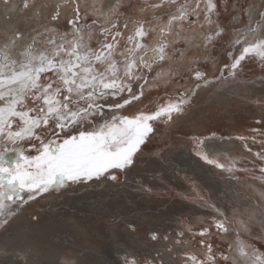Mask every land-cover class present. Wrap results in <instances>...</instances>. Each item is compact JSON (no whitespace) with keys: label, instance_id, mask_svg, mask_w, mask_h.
<instances>
[{"label":"snow or ice","instance_id":"snow-or-ice-1","mask_svg":"<svg viewBox=\"0 0 264 264\" xmlns=\"http://www.w3.org/2000/svg\"><path fill=\"white\" fill-rule=\"evenodd\" d=\"M68 2L73 5L71 15L64 18L68 31L58 29L62 15L57 5L50 17L53 25L32 38L20 52L19 60L7 46L0 49V229H5L25 205L44 194H59L92 181L118 182L117 173L134 166L156 122L171 123L174 117L185 114L202 88L213 84L227 87L246 59L254 57L264 65V36L258 35L264 27V8L258 9V18L253 20L252 5H233V21L247 17V25L242 30H232L229 63L223 65L219 75L209 76L201 65H214L211 49L229 35L219 23L215 0H143L144 6L139 9L129 3L133 11L141 14L151 9V18L121 13L125 0L109 2L106 9L104 0H65ZM89 16L93 17L91 23ZM205 28L206 32L197 31ZM150 34L152 40L146 42ZM93 40L95 48L91 46ZM40 41L43 48L37 47ZM180 41L187 47L177 48ZM201 46L206 55H188ZM164 64L168 68L157 71L150 83L153 68ZM184 70L191 73L194 86L171 94L162 104L157 102L154 110L121 114L147 91L178 80ZM260 135L264 136V132ZM236 139L244 142L249 152L252 150L247 141L256 142L255 135ZM21 142H28V152L35 154H26L25 148L18 146ZM194 143L196 155L207 164L229 174L249 171L238 167L237 157L225 155L224 162L219 156L210 157L201 147L202 138H194ZM260 143L264 145V140ZM12 153L17 155L10 158ZM255 155L264 161V151ZM259 172L253 178L264 183V166ZM200 199L217 214L212 218L216 233L233 234L228 248L216 253L212 243L201 239V255L186 251L185 230H181L173 245L164 250L168 259L158 250L147 264H176L177 260L181 264H237V257L240 264H264V252L242 236L249 230L245 222L230 219L214 203ZM185 229L193 237L212 235L209 226L198 232L190 225ZM260 238L264 239V235ZM151 239L157 240V234L152 233ZM163 239L167 241L168 237ZM176 247L182 250L176 252ZM61 264L72 262L65 259ZM124 264L139 261L125 256Z\"/></svg>","mask_w":264,"mask_h":264},{"label":"rangeland","instance_id":"rangeland-1","mask_svg":"<svg viewBox=\"0 0 264 264\" xmlns=\"http://www.w3.org/2000/svg\"><path fill=\"white\" fill-rule=\"evenodd\" d=\"M14 1L0 0V11L9 10V8L12 7L14 9L19 8L22 15L24 14V25L19 28L15 35V37L20 40L23 38L24 31L28 29L35 31V29H37V18L31 14H34L36 10L44 7L46 0ZM109 2L114 4L115 0H104V6L106 4L108 5ZM151 2H154V0H149V3ZM215 2L217 3V10L220 13L219 23L228 30L229 35L223 37L216 44L215 48L211 49V56L215 58L214 65H201V67L207 71L209 76L219 75L223 65L229 63L228 52L232 49L229 48L228 41L233 38L232 30H242L247 25V17L239 22L233 21L232 17L235 15L233 11V5L235 3H240L242 5H252L253 20L258 18V9L264 8V0H215ZM13 3H15V5H13ZM129 3L134 5L137 9L144 6L143 0H125L124 5L120 8V12L124 15L136 17L142 16L143 18L152 17L153 11L151 9H148L141 14L139 11H133V9L129 7ZM3 4H5L6 8ZM72 7L73 5L70 2L69 8L71 11ZM171 7L174 10L175 6L173 5ZM160 11L164 10L161 9ZM123 18L124 17L121 16V19ZM92 19L93 17L89 16L88 23H91ZM166 19L167 16L165 15L164 20ZM201 20H203V15H201ZM33 27L34 29H32ZM66 29L61 28L59 31L63 32L69 30L68 27H66ZM261 30L262 28L260 29L258 35H261ZM197 31L206 32L207 28L197 29ZM125 34L127 35V33ZM6 36H8L6 33H1L0 40L4 39ZM97 38L102 39V37L99 36H97ZM249 39H254V37H250ZM151 40L152 35L150 34L146 42ZM37 45L38 48L44 47L43 41H40ZM91 46L94 48L97 47L96 40L92 41ZM176 47L183 49L186 48L187 45L183 41H180ZM193 53H195L197 56H204L207 54L203 46L200 48H193L191 51H189L188 55L191 56ZM117 58L119 59V57ZM167 68V64L164 66L159 65L154 67L152 73L148 77L149 82H152V78L155 77L157 71H160L161 69L166 70ZM225 75H227V73H225ZM195 83L196 81L191 78V73L187 70H184L178 80L172 81L166 87L160 86L158 88H153L151 91H147L145 96L140 101L134 102L132 105L121 110V114H132L141 109L146 111L154 110L157 102L162 104L167 99H169L171 94L179 93L180 91L189 89L194 86ZM204 89L205 88H202L199 91L195 99L192 101V105L189 106L185 114L174 117V120L171 123H164L162 121L155 123V130L149 137L148 141L142 146L141 152L137 154L136 163L134 166L125 173H117L119 176L118 182L92 181L87 184H79L59 194H44L42 197H38L36 200L29 202L23 207V209L33 208L36 210L38 209L37 204L46 202L47 196H60L63 199L56 200L65 201L66 198H69L70 195H68V193L71 190L76 188L84 190L91 183H97L103 186L107 185V187L112 190L118 189L120 191L123 189V187H128L126 189H129L131 193L129 195H132L131 198H134V202H136L139 206L136 209L130 208L129 210L134 213L136 217H139L140 214L148 213L150 206H153V209H155L157 214L155 216L156 220L154 223H150L149 221L148 223L147 220H139L140 223L138 221L135 224H129L128 221L125 222L127 229H130L131 232L134 233V237L138 239V248L134 245V243L130 242L129 238L125 237L127 236V234H125L126 232L119 230L122 229V227L116 229L115 227L109 226L108 222L110 221V223H112L113 219L110 218V220L107 217H99L100 219H97L95 217L96 220L94 221V218L91 219L89 216H87L88 214H85L81 211L73 213L66 212V215L64 216L65 219L75 217L77 220H85L87 218V223L83 224V227L85 228L83 229L82 226L79 227L84 236H82L81 233L78 234L76 226L73 227L71 225V223L73 224L76 221L72 220V222L66 223L64 219L59 221L60 225H57L58 228L55 225L51 227V230L48 232L51 238H53V244L58 246V244L60 245L65 241L72 240L73 238L77 241L76 245L74 246V251L77 253V255H81V253H86V250L87 252L89 249L91 250V248H89V244L93 242H90L88 239H91L89 237H95L96 243L102 247H99L102 254L95 253V249H92L93 251L86 253L88 255L86 257L87 259L85 263L72 262L73 264H124L125 256H127L129 259L134 257L139 261V264H147V262L152 261L154 257H156L158 250L163 253L165 259H168V253L164 250L167 247L173 245V242L175 239H177L178 232L181 230H185V236L183 239L187 241V244L184 247V250L186 251L201 255L203 253V249L200 245L201 239H206L208 242L212 243L216 253L224 251L228 248V245L234 239V236L232 233H229L227 236H222L216 233L215 228L212 227V218L216 217L217 214L210 207L206 206L200 197H203V199L209 203H214L217 207L220 206L219 208L221 209L223 208L222 211L230 219H242L249 229L248 232L242 233L243 238L258 248L260 251L264 252V239L260 238L262 235H264V183L253 178V176L260 175L259 168L264 166V161L260 160L255 155L256 152L264 151V145L260 143L261 140H264V136L260 135V132H264V123H257L258 120L264 121V65H262L260 61L254 57L251 59H246V61L242 63V70L238 72L236 79L229 80L227 87L221 88L220 85L216 84L209 86L208 89H210V92L206 95V100L201 97V92ZM216 89L219 90L217 91ZM251 92L253 93L251 94ZM254 92L256 93L254 94ZM196 111L199 112L196 113ZM196 116H198V118ZM253 129H259L260 131L254 133L252 131ZM253 135L256 136V142L253 143L251 139L247 141L248 147L252 150L249 152L244 147V142L236 139V137H252ZM194 138L203 139V145L201 146L203 151H205L204 143L208 140L214 139L217 140V142L230 139L234 140L238 143V145L236 150L228 152L229 154L219 153L212 155L207 151L205 152L210 157L219 156L222 162H224L225 155L229 157H237L239 158L238 167L247 168L249 171H236L232 174H229L216 168L214 165L207 164L203 159L196 155L197 146L194 143ZM32 143L37 142L32 141ZM18 146L24 147L26 154H35L34 151L31 153L28 152V142H21ZM176 153H181L184 155H189L190 153L192 158L199 159V163L201 164L202 168L206 170L207 174L205 173V175L210 176L209 174H211V176H214L212 177V181H217L219 185H222L219 182L230 181L233 183L235 189L232 194L234 195V199L236 201L227 198L228 206L224 205V207H222L221 201L213 197V194L209 191L208 187L203 185L205 182L199 179H203V177L186 172L184 168L176 167L172 165V163H168V161L165 160L166 156ZM9 155L11 158V156H15L17 154L12 153ZM152 165L154 167L156 166L157 168L152 167ZM176 170L177 172H174V174L173 171ZM133 174H137V176H140V178L133 177ZM166 174L176 180H186V187H179L167 179H160V181L158 180V178ZM234 176L238 177V179H234ZM197 177L199 178L197 179ZM143 180H146L147 183H143ZM145 188H151L152 191H144L143 189ZM130 203L131 202L128 201V205ZM62 210H67L66 206H64ZM20 215L21 213L19 212L17 216ZM17 216L10 220L5 229H0V238L10 231ZM122 216L123 215L118 213V218L115 223L119 222L118 219H121L122 221ZM36 220L37 219H35V221ZM186 225L192 226L193 230L196 232H198L204 226H209L211 228L212 235L204 238L200 237L199 235L193 237L186 231ZM23 226H25V223L21 222L19 227L21 228ZM54 231H56V233ZM111 232H116L118 237H112ZM152 233L157 234V240L151 239ZM165 236L168 237L167 241L163 239ZM48 244L49 242H46V244L44 243L43 246H49ZM119 245H122L124 250L121 253L117 252L115 255L112 254V251L116 252L121 250L118 247ZM181 250L182 249L180 247L175 248L176 252H180ZM232 255L235 256L236 253L233 252ZM112 259L115 261L114 263H112ZM237 260L239 261V259ZM238 261L237 264H239ZM176 264H181V261L177 260ZM221 264H223V262H221Z\"/></svg>","mask_w":264,"mask_h":264},{"label":"bare ground","instance_id":"bare-ground-1","mask_svg":"<svg viewBox=\"0 0 264 264\" xmlns=\"http://www.w3.org/2000/svg\"><path fill=\"white\" fill-rule=\"evenodd\" d=\"M69 4L70 2L65 3V0H46L44 7L36 10L34 14H31L32 16L34 15L37 18L36 20L37 29H35V31H31L30 29L24 31L23 38L20 40H18L15 37V35H16V32L19 30V28L22 25H24V22H25V18L23 16L24 14L22 15L21 10L19 8L14 9L11 7L9 8V10H4V11L1 10L0 11V34L6 33L8 36L0 40V49H4L5 46H7V50L11 52L12 56L19 60L21 58L19 55L20 52L26 47L28 43L31 42L32 38L38 33H40L41 31H43L44 29L51 27L53 25V22L51 21L50 17L52 15V12L55 11V8L57 5L61 6L60 11L62 15V19L58 25V28L59 29L61 28L66 29V27L69 28V26L66 23V20L64 19L65 17H69L71 15V9L69 8ZM3 5L5 7V4ZM13 5H15V3H13ZM106 7H107V4L105 5V8ZM32 29H34V27ZM261 35L264 36V27H262ZM209 92H210V89L208 88L204 89L201 92V97L204 99L205 98L207 99L206 95ZM252 93L253 92H251V94ZM255 93L256 92H254V94ZM198 112L199 111H196V113ZM196 117L198 118V116ZM237 145L238 143L231 139L226 140V141H219V142L213 139V140H208L207 142L204 143L205 151H207L208 153L212 155L219 154V153L229 154L228 152L236 150ZM165 160H167L168 163H172V165L176 167L184 168L186 172H189L193 175H197L199 177H203V179L199 177H197V179L199 178L201 179V181L205 182V184L203 183V185L208 187L209 191L213 194L212 195L213 197L221 201L222 207H224V205L228 206V199H233L234 201H236L234 199V195L232 194L235 189L233 183H231L230 181H226V182H219L222 184V185H219L217 181H212L213 180L212 177L214 176H211V174H209L210 176L205 175L206 170L202 168L201 164L199 163L200 162L199 159L192 158V155L190 153L189 155H184L181 153L170 154L169 156L165 157ZM152 167L154 166L152 165ZM174 172H177V170L173 171V173ZM133 177L140 178V176H137V174H133ZM160 179L170 180L172 181L173 184L179 187H183V188L186 187V184H187L186 180L184 179H181L182 181L176 180L167 174L158 178L159 181ZM142 182L147 183L146 180H143ZM126 188L123 187L121 191L118 189L112 190L108 188L107 185L103 186L97 183H94V184L91 183L84 190L80 188L71 190L68 193V195H70L69 198H66L65 201L56 200V199H59V200L63 199L60 196H57V197L47 196L46 197L47 203L38 202L39 203L37 204L38 209L36 210L33 208H24V209L22 208L19 211L21 215L20 216L16 215L17 218L15 220L13 219L14 220L13 227L11 226L12 228L10 229V231L6 233L2 238H0V264H61V262L64 261L65 259L70 260L71 262L85 263L87 259L86 257L88 255L86 253L93 251L92 249H95L94 250L95 253L102 254V252L100 251V248L102 247L96 243L95 237L88 236L89 238H91L88 240H90V242H93L89 244L90 246L89 248H91V250L89 249L88 252L86 250L85 251L86 253L83 252L84 254L81 253V255H77V253H75L74 251L75 250L74 246L76 245L77 241L74 240L73 238L72 240L65 241L60 245L58 244V246L53 244V238H51L48 232L49 230H51L50 229L51 227L55 225L56 226L60 225L59 221H62L65 219L64 216L66 215V212L73 213V212L81 211V212H84L85 214H88L87 216H89L91 219L94 218V221L96 220V218L100 219L99 217H107L109 219L111 218L113 219L112 223H110V221L109 222L107 221L109 226L115 227L116 229L122 227V229H119V230L126 232L125 234H127V236L125 237L129 238L130 242L134 243L136 247L139 246V242L137 241L138 239L134 237V233H132L130 229H127L125 222L128 221L129 224H135L139 220H147V222L149 221L150 223H154V221L156 220L155 216L157 214H156L155 209H153V206H150V210L148 213L140 214L139 217H136L135 214L129 210L130 208L136 209L139 206L137 205L136 202H134V198H131L132 195H129L131 194L129 189H126ZM128 201L131 202L129 205H128ZM58 202H61V203H58ZM64 206H66L67 210H62ZM118 213L123 215L122 216L123 219L122 221L121 219H118L119 222L115 223V221L118 218ZM35 216L37 217L36 221L33 219V217ZM72 220L76 222H74L73 224L71 223V225L73 227L76 226L78 234L81 233V235L84 236V234L81 232L79 227L80 226L83 227V224L87 223V218L85 220H77L74 217V218L65 219V222L66 223L72 222ZM21 222L25 223V226L20 228L19 226L21 225ZM84 228L85 227H83V229ZM54 232L56 233V231ZM111 233H112L111 234L112 237L117 236L116 232H111ZM46 242H49L48 244L49 246H46V245L43 246V244L44 243L46 244ZM118 247L121 250H118L116 252L112 251V254L115 255L117 252L121 253L124 250L122 245H119ZM237 259L239 258L237 257ZM114 262L115 261L112 259V263ZM238 262L240 264V261Z\"/></svg>","mask_w":264,"mask_h":264}]
</instances>
